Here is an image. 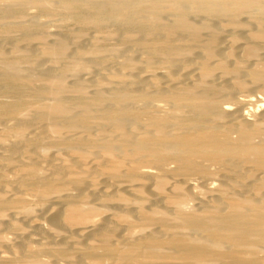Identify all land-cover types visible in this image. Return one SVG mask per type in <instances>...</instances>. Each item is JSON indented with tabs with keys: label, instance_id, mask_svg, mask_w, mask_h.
<instances>
[{
	"label": "bare ground",
	"instance_id": "bare-ground-1",
	"mask_svg": "<svg viewBox=\"0 0 264 264\" xmlns=\"http://www.w3.org/2000/svg\"><path fill=\"white\" fill-rule=\"evenodd\" d=\"M0 264H264V0H0Z\"/></svg>",
	"mask_w": 264,
	"mask_h": 264
}]
</instances>
